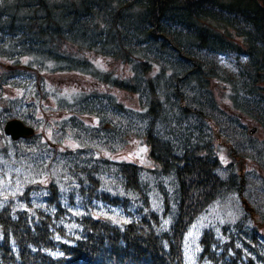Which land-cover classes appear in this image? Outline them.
<instances>
[{
	"label": "trees",
	"instance_id": "16d2710c",
	"mask_svg": "<svg viewBox=\"0 0 264 264\" xmlns=\"http://www.w3.org/2000/svg\"><path fill=\"white\" fill-rule=\"evenodd\" d=\"M0 58V264H264V0H0Z\"/></svg>",
	"mask_w": 264,
	"mask_h": 264
},
{
	"label": "rangeland",
	"instance_id": "374dc122",
	"mask_svg": "<svg viewBox=\"0 0 264 264\" xmlns=\"http://www.w3.org/2000/svg\"><path fill=\"white\" fill-rule=\"evenodd\" d=\"M97 63L102 66L103 68H107L113 71H118L125 75L127 73L130 74L129 69L125 66H120L115 61H108L104 59H96ZM95 60V61H96ZM10 63L7 62L4 59L0 58V70H5ZM48 82L50 83L51 87L56 90H63L65 94H69L72 91H75L80 88H88L92 83L93 80L76 74H56L54 76L48 77ZM214 92L217 95V100L219 101L220 107L228 112H233L232 110V102H231V95L228 89L223 87L221 84L213 83L212 85ZM113 92L121 99L126 101V104L129 105L132 108L138 109L137 99L134 97L126 96L120 91L113 90ZM9 97L14 96V93L9 92L7 93ZM46 111L45 113H41V117L43 119L44 123H47L49 126H53L56 121H58L63 116L58 114L57 111L54 109L55 103L49 102L48 104H45ZM61 116V117H60ZM255 128V125H249V129L253 130ZM37 133H40L42 136L46 138H50L52 134L51 129H45L42 128L37 131ZM253 135L257 138L262 137L261 131H254ZM218 144H221L222 149L226 150L227 144L222 140H218ZM76 144L73 141H67L65 142L64 146L62 148H74ZM225 153V151H224ZM102 157L114 159L117 161L122 162H128L135 165H141L146 168L155 169L157 167L156 162L150 157L149 147L144 144L142 141L134 138H130L128 140V144L124 150L117 154H109V153H102ZM239 169L242 171H246L248 169H256L254 168L253 164L248 163L247 161L239 159L238 161ZM261 233L264 234V227L261 229Z\"/></svg>",
	"mask_w": 264,
	"mask_h": 264
},
{
	"label": "water",
	"instance_id": "95a60500",
	"mask_svg": "<svg viewBox=\"0 0 264 264\" xmlns=\"http://www.w3.org/2000/svg\"><path fill=\"white\" fill-rule=\"evenodd\" d=\"M5 133L11 136L13 140H18L33 136L35 131L19 120H12L6 124Z\"/></svg>",
	"mask_w": 264,
	"mask_h": 264
}]
</instances>
